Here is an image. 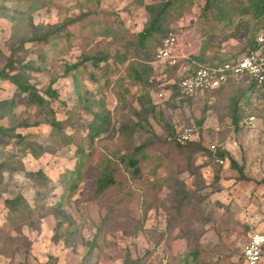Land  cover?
<instances>
[{"label": "rangeland", "instance_id": "obj_1", "mask_svg": "<svg viewBox=\"0 0 264 264\" xmlns=\"http://www.w3.org/2000/svg\"><path fill=\"white\" fill-rule=\"evenodd\" d=\"M82 1L0 0V71L10 62L18 67L37 58L31 42L34 35L67 26V32L76 38L70 52L56 56L49 47L50 63L29 76L40 93L48 98L47 89L51 76L57 73V62L76 63L82 59V31L78 25L70 23L81 14ZM165 1L168 0H143V5H139L137 0H103L102 8L114 14L112 20L119 17L130 30L142 31L148 21L145 6ZM190 1L182 16L175 14L165 37L170 34L175 37L178 57H196L207 49L213 60H236L250 51L248 38L256 39L264 34V16L257 19L254 13L241 12L247 0L234 1L233 13L215 24L211 21L215 13L204 14L207 0ZM116 49L111 52L115 53ZM197 64L205 63L198 61ZM103 67L102 71H97V81L84 80V86L97 99H104L112 112L110 133L95 141L93 164L102 161L104 155L118 157L119 131L129 110L119 104L115 90H130L128 102L138 109V99L144 89L132 86L125 77L120 80L121 74L125 76L124 68L119 76L109 78L104 76L106 65ZM160 72L154 67V75L145 87L157 112L149 124L143 123L137 130L136 143H142L151 132L173 141L186 129H192L191 142H200L212 155L198 153L192 159L189 153H178L171 166L167 155L163 156L167 151H150L154 167L158 168L162 161V168L154 172L155 176L153 173L147 174L148 177L143 175L137 182L127 174L123 187L111 193L110 199L91 200L93 180L88 178L76 191L70 207L63 210L67 221L60 227L55 213V205L63 194L59 179L66 171L75 169L78 157L75 147L63 145L58 136L80 130L92 120L83 108H77L73 80L60 79L54 89L59 101L67 107L55 102L52 110L63 122L64 130L55 137L51 125L44 121L40 127L23 132L34 156L31 152L25 157L21 154L20 159L8 164L12 170L4 172L9 192H1L0 230L7 222L4 201L9 195L22 194L34 207L43 206L44 211L41 216L31 218L29 224L12 230L17 244L0 248V264L52 261L56 264H123L126 253L134 260L139 259L140 264H193L191 252L199 257L196 264H242V253L251 236L264 233V86L249 88L251 81L243 79L224 93L197 97L183 104L179 100L167 103L168 100L157 97L166 85ZM235 86L240 88H233ZM16 93L14 84L0 80V101ZM26 102V95L15 102L13 113L19 121L32 116ZM236 105L240 110L237 122L233 117ZM162 114L165 121L160 118ZM250 116L256 118L254 124L243 125V119ZM133 119L137 121L134 116ZM165 122L174 127L177 134L168 133ZM13 123L10 117L0 120L5 127ZM8 142L12 145L15 140ZM12 146L0 145V161L18 154L19 147ZM219 149L229 153L230 158L217 157ZM218 159L224 164H219ZM231 159L237 163L236 167L232 166ZM28 172H42L45 178H30ZM184 196L187 198L183 200ZM118 197L120 205L116 202ZM111 208H115L113 224L108 233L100 234L99 227ZM94 240L97 241L90 253L88 242ZM260 264H264V253Z\"/></svg>", "mask_w": 264, "mask_h": 264}, {"label": "trees", "instance_id": "obj_2", "mask_svg": "<svg viewBox=\"0 0 264 264\" xmlns=\"http://www.w3.org/2000/svg\"><path fill=\"white\" fill-rule=\"evenodd\" d=\"M142 1L137 0V4L143 5ZM234 1L240 0H207L203 9L204 14L207 16L215 13L214 18L212 17L211 20L215 24L219 20L224 19L225 16L233 13L232 6ZM102 2L103 0H83L81 2V14L76 19L71 20L70 23L78 25L82 31L83 43L80 45L82 59L76 63L65 62L60 64L57 62L58 65L55 66L57 73H53L51 76L50 86L47 89L46 95H48V98L40 93V90L30 80L29 76L34 72H40L50 63L48 57L49 47L54 49L53 54L56 56H63L70 52L76 38L73 37L72 33L67 32V26L64 28L56 27L48 32L34 35L31 42L33 47L36 48L34 54L37 58L31 59L28 63L18 67H15L13 62H10L6 68L0 71V80L11 82L17 89V93L13 97L0 101V120L10 117L14 121L11 127H5L0 124V145L7 148H12V145L19 147L18 154H12L8 159L0 161V197H2V190L9 192V185L4 180V172L12 170V166L9 167L8 164L20 159L21 154L23 157L31 153L34 156V151L31 149L28 138L23 135V132L34 127H40L44 121L51 125L55 132V137L63 132L64 124L56 118L52 110L55 102L67 107L65 106L66 104L59 101L57 91L54 89V85L60 79L73 80L78 99L77 108L80 106L86 114L92 116V120L82 129H75L71 134L62 133V135L58 136V138H62L63 145L75 147V154L78 157L75 169L66 171L59 179L63 194L60 202L55 205V213L60 219L58 223L60 227L67 221L63 216V210L70 207L76 191L88 178L93 180L91 200L108 199L109 197L111 198V193L123 187L124 181L127 180V174L131 175L135 182L139 181L143 175L148 177V175L153 173L152 175L155 176L157 169L162 168L163 162L158 163V168L154 167V163L149 157L150 151L157 150L159 153L167 151L168 154H163V156L167 155L166 160L171 166L174 164L178 153H189L192 159L198 153L212 155L200 142H188L186 145H180L176 138L173 141H169L168 138L164 139L151 132L142 143L138 144L134 137L141 125L143 123L149 124L150 119L157 112V106L154 104L150 92L145 89L154 75V67L151 63L155 59L156 49L158 50L162 47L175 14L182 16L187 4L191 1L168 0L145 6L148 21L142 31L130 30L119 17L112 20L114 14L112 15V13L103 9ZM247 2L246 6L243 4L241 6L243 14L254 13L257 19L264 16V0H247ZM33 28L37 30L39 27ZM98 38L103 40L100 41ZM247 47L250 51L257 49V37L256 39L254 37L248 38ZM113 48H117L115 53L111 52ZM211 58L208 56V50L204 49L198 56L189 57V60H181L178 65L169 67L167 74L170 79H174L177 82L179 81L178 74L181 65L184 63L192 65L199 61L205 63L201 65L219 66L229 62H220ZM103 65H106L105 77L111 78L115 74L119 76L122 68H124L125 76L121 74L120 80L125 77L132 86H139L144 89L138 99V109L128 102L127 95H130V90L125 89L121 92L115 90L119 104L126 106L127 111L129 110L125 123L119 131L121 139L118 157L113 159L104 155L102 161L98 164H93L95 141L101 135L110 133L112 112L107 107L104 99H97L84 86V80L97 81V71H102L104 69ZM243 79L251 81L249 88L258 86L257 82L251 78L232 79L223 84L216 92L221 91L224 93L227 88H231L237 83L239 84ZM171 88L173 95L167 103L179 100L183 104L192 100L180 96L177 83L172 85ZM233 88H240V86ZM210 94L213 93L208 95ZM22 95L27 96V109L32 116L19 121L16 119L13 109L16 106V100L21 98ZM238 109L239 107L236 105L233 114L236 122L240 119V110ZM72 114L74 115V112ZM133 116L137 121H134ZM45 117L47 118L44 119ZM160 118L163 121L166 120L163 114ZM165 126L168 133H176L175 128L166 122ZM8 140H15V143L10 145ZM216 155L221 159L230 158V154L222 149H219ZM231 163L232 166H237L233 159H231ZM147 168L148 172L146 171ZM28 176L34 179L45 178L42 172H28ZM47 190L52 191V189ZM47 190L46 193L48 192ZM42 195L45 196V193H42ZM186 198L184 196L183 200ZM120 199L118 197L116 201L118 205H120ZM4 204L7 209V222L0 230V248L3 245L8 247L16 246L18 240L12 236V230L29 224L28 222L31 218L41 216L44 211L43 206L34 207L22 194L18 196L9 195ZM152 204L154 203H151L150 206H153ZM114 212L115 208L109 210L106 219L99 227L100 234L108 233L111 224H113ZM96 241L88 242L90 253L93 252ZM190 257L192 258V263L196 264V260L199 258L197 254L191 252ZM45 264L56 263L52 261ZM123 264H140V260H134L130 253H126L123 257Z\"/></svg>", "mask_w": 264, "mask_h": 264}, {"label": "built area", "instance_id": "obj_3", "mask_svg": "<svg viewBox=\"0 0 264 264\" xmlns=\"http://www.w3.org/2000/svg\"><path fill=\"white\" fill-rule=\"evenodd\" d=\"M175 37L170 34L164 41L161 48L156 52L155 59L151 63L155 68L160 69V73L166 81L164 88L158 93L160 100H170L173 95L172 85L176 84L179 88L180 96L186 99L215 93L223 84L232 79L251 78L258 86L264 85V34L257 36L258 48L248 52L243 57L221 64L219 66L192 65L184 63L178 74L179 81L170 79L167 74L169 67H174L181 60H189V57H178L175 54ZM256 118L247 117L243 120V125L251 126ZM193 130L186 129L176 137L180 145H186L193 140ZM221 165L224 161L218 159ZM264 253V233H255L251 236L248 244L242 253V264H260Z\"/></svg>", "mask_w": 264, "mask_h": 264}]
</instances>
